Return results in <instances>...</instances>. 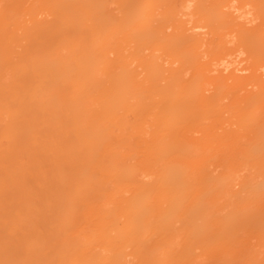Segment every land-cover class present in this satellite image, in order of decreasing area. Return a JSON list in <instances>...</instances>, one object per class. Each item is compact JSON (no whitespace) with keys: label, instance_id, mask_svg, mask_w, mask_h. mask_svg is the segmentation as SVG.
I'll list each match as a JSON object with an SVG mask.
<instances>
[{"label":"bare ground","instance_id":"obj_1","mask_svg":"<svg viewBox=\"0 0 264 264\" xmlns=\"http://www.w3.org/2000/svg\"><path fill=\"white\" fill-rule=\"evenodd\" d=\"M0 264H264V0H0Z\"/></svg>","mask_w":264,"mask_h":264},{"label":"rangeland","instance_id":"obj_2","mask_svg":"<svg viewBox=\"0 0 264 264\" xmlns=\"http://www.w3.org/2000/svg\"><path fill=\"white\" fill-rule=\"evenodd\" d=\"M240 260V259H239ZM242 261V260H241Z\"/></svg>","mask_w":264,"mask_h":264}]
</instances>
